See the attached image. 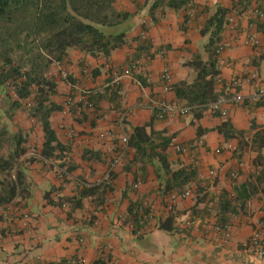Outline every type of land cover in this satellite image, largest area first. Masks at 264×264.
Returning a JSON list of instances; mask_svg holds the SVG:
<instances>
[{
  "label": "crops",
  "instance_id": "0c3cea01",
  "mask_svg": "<svg viewBox=\"0 0 264 264\" xmlns=\"http://www.w3.org/2000/svg\"><path fill=\"white\" fill-rule=\"evenodd\" d=\"M137 1L117 2L120 9L130 12L137 11L136 5L143 8L147 4V8L135 19L127 36L128 45L113 53L109 62L104 57L93 58L72 50L68 61L53 66L52 76L59 91L55 101L66 104L72 98V103L63 112L55 113L51 121L59 140L71 145L70 156L76 168L63 179L57 167L59 161L40 159L29 164V198L19 206L0 207V264H60L79 256L89 264H264V260L242 251L253 232L264 227V195L247 201L243 211L227 215L229 238L203 227L207 220L211 224L216 221L209 209L216 210L222 194L232 198L235 187L248 182L254 173L260 146H253V140L256 135H264V105L227 104L225 117L212 115L207 109L201 119L191 113L159 119L153 108L157 103H178L172 87L196 76L186 64L196 55L207 59L208 37L203 36L202 29L217 7L230 11L240 7L243 12L238 27L225 26L221 35L225 49L218 62L221 75L217 92L228 98L233 95L236 91L229 90L227 85L235 77L249 79L237 90L246 97L264 83V19L256 18L251 11L254 7L264 11V0H192L188 8L166 7L152 15L150 6L156 0ZM247 32L259 37L260 46L242 43ZM135 60L141 64L123 79L119 101L111 102L107 95L97 111L85 107L89 91H104L108 68L123 72ZM65 70L71 74V82L62 79ZM165 70L171 74L168 82L161 79ZM58 72L62 78L56 76ZM151 122L156 131L173 136L175 146L196 140L204 143L192 155L179 154L175 147L168 151L176 170L194 166L198 169L197 182L187 189L192 196L179 200L173 212L164 207L153 168L148 166L142 173L139 166L131 164V149L120 155L121 139L133 128ZM225 122L231 130L223 128ZM20 125L30 135L25 158L40 157L45 143L42 128L33 127L30 120ZM237 132H244L245 136L236 137ZM104 134L107 136L102 138ZM244 141L245 150L239 159L236 151ZM261 153L264 155V146ZM111 169L114 181L99 205L96 197L84 198L74 209L69 203H48L47 194L53 203L77 197L84 185H98ZM198 182L207 185L205 204H196ZM142 202L149 207L151 218L144 227L132 228L131 209ZM170 215L175 217L174 230L159 229ZM188 221H193V226H186Z\"/></svg>",
  "mask_w": 264,
  "mask_h": 264
},
{
  "label": "trees",
  "instance_id": "16d2710c",
  "mask_svg": "<svg viewBox=\"0 0 264 264\" xmlns=\"http://www.w3.org/2000/svg\"><path fill=\"white\" fill-rule=\"evenodd\" d=\"M191 1L156 0L150 6V14L166 7L174 10L188 8ZM117 2L118 0H0V207L19 206L29 198V164L41 160L59 161L57 167L63 179L76 168L70 156L71 145L59 140L52 125V116L63 112L67 105L55 101L54 98L59 95L58 83L50 76V71L52 66L68 61L72 50L93 58L104 57L109 62L113 53L128 45L127 36L135 19L143 8H147V4L143 8L137 5V11L130 12L120 9ZM230 12V9L217 7L214 14L206 20L202 34L208 37L205 46L207 59H203L201 55L194 56L186 66L192 68L196 76L172 87L177 104L189 107L190 113L197 119H201L209 106L222 95L216 90L221 75L216 51L222 44L221 35ZM64 81L68 80L65 78ZM103 89L102 92L95 89L86 94V108L97 111L107 95L111 102L119 101L120 95L116 90ZM21 113H25L33 122V127L38 125L45 134L40 157L25 158L30 149V135L17 122ZM152 123L135 127L132 132L127 133L129 149L134 153L130 163L139 166L142 173H145L148 166L153 168L159 183V195L167 206L165 201L171 195H181L192 182H197L198 169L194 166L176 170L168 155V151L175 147L174 137L167 135L165 131H156ZM223 128L231 130L228 122L223 124ZM223 128L219 130L221 133ZM198 133L201 137L200 128ZM235 136L241 138L245 133L237 132ZM258 145L260 147L255 160V171L248 182L240 187L236 186L232 198L223 193L216 210L211 208L217 212V220L221 225L228 224L229 213L243 211L247 201L264 195V168L260 169L264 165V155L261 153L264 146L262 133L253 140V146ZM245 146L244 141L236 151L237 158L240 159ZM112 177L114 181L113 172ZM197 185L196 204H205L208 202L207 185L203 186L199 182ZM110 186L111 184L103 182L95 186L84 185L77 197L62 198L58 203H53L49 194L46 199L49 204L57 206L69 203L74 209L81 205L84 198L96 197L99 205L104 201V195ZM16 199L20 201L17 203ZM142 203H136L130 212L135 226H140L138 208ZM174 224L175 217L170 215L160 224L159 229L173 231Z\"/></svg>",
  "mask_w": 264,
  "mask_h": 264
},
{
  "label": "built area",
  "instance_id": "2783aa9c",
  "mask_svg": "<svg viewBox=\"0 0 264 264\" xmlns=\"http://www.w3.org/2000/svg\"><path fill=\"white\" fill-rule=\"evenodd\" d=\"M252 14L258 18V19H264V11L260 8L254 7L252 8ZM194 16V12L191 11L189 13V17L192 18ZM243 19V12L241 11L240 7H237L232 10L230 16L228 17L226 26L231 27L232 29H236L240 22ZM242 43L245 46L248 47H258L260 46V39L255 35L254 33L247 32L243 36ZM225 49V46L221 44V46L218 48L217 56H218V62H221V55L223 54ZM139 64H141L139 61H136L133 63V65L126 69V71L119 72L115 69H109L111 71L107 82L105 83L104 87L105 88H110L113 90H116L117 93L120 95V87L122 84V81L125 77L130 76L133 71L137 67H139ZM64 78L67 77V74L64 73L63 75ZM252 79L255 78L253 75L251 77ZM162 80L165 81H170L171 80V74L168 70H165L161 76ZM152 79L150 78L148 81L150 82ZM249 83V79L243 78V77H235L233 78L227 85L229 90L234 89L236 92L231 95L229 98L226 97L225 95H220L218 100L214 103H212L209 106V112L212 115L215 114H220L222 117L226 116V110L225 106L227 104H233V105H240V104H245V103H250L253 105H264V83L259 84L251 93L248 97L244 96L243 94L237 92L238 89L242 88L245 84ZM72 102L71 99L66 101V105H70ZM154 110L157 112V116L159 119H164L166 117H174V116H186L190 113V108L179 105L177 103H172V104H167V103H157L154 107ZM107 135L104 134L102 135V138H105ZM70 139L73 138L72 135L69 137ZM204 146V143L202 140H196L189 142L184 145H177L175 146V150L177 153L182 154V155H192L197 153L202 147ZM129 151V143H128V137H124L121 139V156H124L127 152ZM112 169L107 171L105 175L103 176L102 180L99 182L100 183H106V184H111L113 183V177H112ZM139 184V183H138ZM137 184V186H138ZM192 196V193L190 191H186L181 195L173 194L171 195L165 202L167 204L164 205L165 209L169 212H173L174 207L176 203L185 198H189ZM20 199H16V202L18 203ZM148 206L146 203H142L141 206H139L138 211H139V218H140V226L144 227L148 221L151 218V212L148 210ZM209 214L212 215L216 219L214 223L211 224L210 220H207L206 223H204L203 227L207 230H214V233L217 235H221L223 238L227 239L230 236V231L231 228L228 224L226 225H221L217 221V215L213 209H209ZM26 220L28 221L29 217L26 215L25 216ZM194 222L193 221H188L186 222V226L191 227L193 226ZM212 225V226H211ZM132 228H135L134 223H132ZM242 251L249 256L256 257L257 259L264 260V227L255 230L253 234L251 235L250 239L245 242L242 245ZM60 264H89L87 260L81 256L75 257L68 259ZM113 264V263H110Z\"/></svg>",
  "mask_w": 264,
  "mask_h": 264
},
{
  "label": "rangeland",
  "instance_id": "374dc122",
  "mask_svg": "<svg viewBox=\"0 0 264 264\" xmlns=\"http://www.w3.org/2000/svg\"><path fill=\"white\" fill-rule=\"evenodd\" d=\"M131 1V0H130ZM134 3H137L138 1L137 0H135V1H133ZM137 6V5H136ZM146 17V16H145ZM65 72H66V74H67V77H66V79L69 81L70 80V82H71V74L69 75L68 73L69 72H67V70H65ZM110 73H111V71H106V74H107V78L109 77V75H110ZM52 75H54L53 74V66H52V68H51V71H50V76H52ZM64 75V74H63ZM56 76H60L61 78H62V76L59 74V72H58V75H56ZM53 77V76H52ZM63 80L65 79L64 77L62 78ZM70 97V96H69ZM70 98H68L66 101H68ZM65 101V102H66ZM72 103V102H71ZM0 105H1V102H0ZM26 121H29V119L27 118V116H26V114L25 113H21V114H19L18 115V118H17V122H18V124L20 125V124H22L23 122H26Z\"/></svg>",
  "mask_w": 264,
  "mask_h": 264
}]
</instances>
